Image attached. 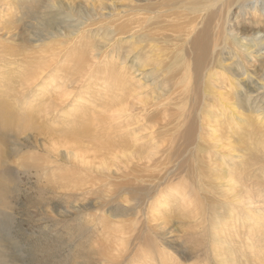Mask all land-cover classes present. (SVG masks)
Segmentation results:
<instances>
[{
  "label": "rangeland",
  "instance_id": "rangeland-1",
  "mask_svg": "<svg viewBox=\"0 0 264 264\" xmlns=\"http://www.w3.org/2000/svg\"><path fill=\"white\" fill-rule=\"evenodd\" d=\"M8 1L11 0H0V64L3 65L0 66L1 82L6 81V77L10 71V75H13L15 78L14 83L19 84L22 76L25 74L24 69H26L25 66L28 65V62L37 61L38 67L42 62L49 61L52 63V59H55L57 65L53 68L67 69L70 63L65 62V60L68 61L71 58L65 57V55L69 54L65 48H62L57 53V58L44 57L41 62L38 59L41 54L34 53L35 48L42 47L40 44H35L32 38L37 33L38 35H45V32L34 22L31 12L26 10L21 11V13L15 11L14 14L16 16L14 19L21 20L24 18V23L20 27L8 30L6 34L5 25H3V16L6 13L5 9L6 7L14 9L13 3ZM46 1L42 0L43 3H46ZM57 1L59 2V0H49V3L53 4ZM61 1L71 3L76 10V13L72 14V20H76L73 25L77 22H82L80 31L89 33V35L91 34V39L98 45L100 42L105 43V46L99 52L101 56L105 54L110 56L109 52L115 46L121 56L113 55L111 58L117 60L118 64L124 62L126 64L125 68L127 70L129 68L128 74L135 76V62L138 61L135 58V54L139 50L145 49L144 42L140 44L141 48L139 49V44L135 43V36H137L135 35L137 28L135 22L139 21L142 23L148 21L149 14L144 13L142 9L154 3L159 4L161 0ZM226 1L223 0L224 3ZM263 4L264 0H242L238 4L236 2L230 3L227 8L230 12L225 15V9L219 13L221 22L225 18L227 34L233 37L245 38L246 40L250 37L249 34L251 35L256 26L263 28L264 17L255 18L248 10L251 7L250 5L260 7ZM174 5L179 7L180 2ZM45 6L44 4L39 11L40 15L47 11L44 10ZM167 9L169 8L153 9L152 11L155 15H151V17L154 18L148 21L151 25L154 24L153 26L155 27L163 26L166 29L164 32L161 31L164 34V41L158 40V43H154L155 47H157L155 52L157 59L159 58L162 61L164 60L165 53L163 54L160 51H164V48L170 47L169 45L172 43L170 38H175L177 35L168 30V25L175 24L178 28V25H182L181 23L186 22L190 18L188 12L183 10L182 5L179 8H171L169 10L170 13ZM248 11L249 13H247ZM162 12L165 13L164 16L166 14H168L167 16L170 14V16L162 17L160 16ZM175 12H179L181 20L177 19L174 21L172 19V17H178V15L172 16V13L174 14ZM100 26L102 29H98ZM120 27H122L123 33L125 32L124 34L115 35V33H111L110 30L114 31L116 28L120 29ZM156 32L159 33L160 31L156 30ZM19 34H22V36L19 37ZM92 35H95L96 40L92 38ZM107 37L108 39L113 38L109 41H104ZM119 38L123 42L120 41L122 44L121 49L117 47ZM71 40L75 39L72 38ZM165 40L168 41L167 44H165ZM134 43L135 46L138 45L135 49L132 46ZM71 44L72 42H69L64 47H68ZM221 45L220 50L222 51L219 56L221 65L226 68L232 66L233 71L237 74L235 77L239 79L238 88L240 86L243 87L241 89L242 94L245 95V88H248L249 93L251 92L253 97H258V101H250L251 107L255 102L257 106H261L262 100L264 101L263 82L261 80L264 76V65H261L260 61L254 56H248L247 58L242 56L235 46L230 45V39H227L226 45L223 42ZM128 48L129 51L127 52ZM13 49L17 50L18 53L15 54ZM132 49L133 51H131ZM45 56H49V54L47 53ZM156 56L151 55V58ZM236 65H239L238 67H240L242 73L244 72L243 74L236 68ZM215 76L220 77V75ZM49 77H52L51 71L50 68L46 67L42 79L45 81ZM158 77L153 80L163 79L160 73H158ZM135 78H133L135 86L132 93L127 97L128 110H126L133 120L129 131L135 135V156H133L135 157V160H133V163L135 162V170L128 173L122 182L121 178L119 182L116 181L117 177L115 173L125 170V157H121L120 155L109 157L110 159L107 161V164L112 159L116 163V165H109L107 167L112 172L109 175L113 176V179L107 177L104 181L102 180V184H95L89 187V179L91 180L95 176L89 178V176L83 173L87 164H84L85 160L78 159V155L76 162H74L73 156H67L68 162L65 157H62L64 160L61 161L63 163H59L60 169L55 167L51 170H35L29 168L28 164L30 161V164L38 163L37 159L29 160L28 163L25 159L23 160V158H28L31 155V152L25 149V137L18 134H7L6 138L8 137L9 146L5 143L6 145H3L2 148L3 150L6 149L7 153L10 154L9 157H11H7L8 154H6L4 160L10 161L12 158L13 161L17 162L18 169H11L10 178L13 180L11 183L6 182L4 176H2L5 180L2 179V181L7 184L8 192L0 198V264H257L259 262L264 264V162L258 164V161H256L264 155L261 148L256 147L253 144L254 141L248 140L244 142L247 149L250 151L251 148L253 149L250 163L254 165L253 168L258 167L254 173L257 177L252 179L253 177L247 173L246 176L248 177L244 179L245 183H242L244 185L240 184L237 188L240 192L238 198L242 197L243 191H246L247 188H250L251 191L259 192L253 198V202L254 207L260 206V208L247 210L237 202L232 201V203H227L223 199V192L229 186L223 181L211 180L212 188L221 192L218 198L215 196V199H212V195L207 192L206 187L202 189L199 187V182L196 180L201 179L202 182L203 178L199 174V176L197 175L196 168L193 166L195 159L201 158L204 161L202 163L204 172H209L210 169L217 175L226 172L224 167L225 162L230 157L233 158V154L236 153L228 154V148L225 145L241 142L235 135V133L239 134L235 126L238 124L242 125V116H247L246 114L251 110H248L246 107L236 108L237 112L235 113V108L229 104L226 106L225 112L224 108H222L220 113L216 112L215 114L213 112L212 114L203 116L199 114V110L200 107H203L202 100H205V95L202 94L204 93L198 94L196 98L185 97L181 99L177 93L170 95L169 89L171 86L158 85L159 87L156 89V87L151 85L148 78H144L140 82ZM206 79L198 78L193 80V78L188 77L185 80L184 86L189 85L190 87V85L196 82V86L200 87L203 86V81H205L209 87L208 91L210 88L211 90L224 91L223 87L216 86L215 79L208 76ZM139 83H145V85L143 84V87L139 88L138 86H142ZM174 91L176 92V90ZM30 97L32 96H28L23 104H18L19 106L14 107L15 110H13V114L20 120L22 117L27 118L25 122H31L28 117V113L31 111V106L29 105L32 104ZM230 99V101L234 102L232 97ZM5 100L9 104H13L11 97H7ZM47 104L45 103V107ZM223 104L225 105V103ZM217 105L209 109L213 110ZM34 107L35 109L30 116L35 122L36 116L41 117L42 113L38 106L35 105ZM219 107H222L221 104H219ZM262 107L264 110V102ZM68 109L70 108L67 107L63 111L61 110L58 114V119L63 114H70L71 112ZM182 111L186 118L191 121L195 119L194 130L191 129V123H186V125L177 124V116ZM220 114H222L223 118H220ZM201 115L202 118L204 117L202 123L199 120ZM232 116L233 120L231 122L233 127H230L227 125L229 124L227 121ZM207 118H213L212 124H207ZM47 123L40 124L36 121L35 124L49 128H57L58 126L55 122L48 121ZM67 124L73 123H62V125ZM201 124H203V128L199 127ZM212 125H214L213 129L211 128ZM184 126L188 127V130H185ZM60 127L63 128V126ZM230 130L234 131V133H228ZM214 132H217V134L221 132V137L218 139L214 137ZM178 135H182L186 142L183 143V139L178 138ZM229 135L235 142H231V139H228L229 142L227 141L226 137ZM16 136L19 138L17 141L15 140ZM198 136L200 138L203 136L202 138L204 139H199ZM224 138L226 139L225 141ZM213 141L222 142L223 145H220L218 148L216 147V149H209L213 152L214 162L216 163V165L209 166L205 163L207 162L205 160L207 159L206 156H209L207 154L209 153L207 146L211 147ZM35 145L38 146L39 144L35 143ZM240 145L243 146L244 144L240 143ZM250 145H252L251 148H249ZM200 148H202L201 151L198 150ZM33 150L37 152L39 149L35 148ZM77 154L82 153L77 152ZM246 156L248 155L245 153ZM21 160L24 161L27 169L23 168L21 162L19 163ZM67 163L69 165H66ZM92 164L93 169L96 167L97 172L95 173L98 176L101 178L108 176L107 172H100V167L103 168L104 166L102 162L100 165L98 162L92 161ZM65 166H69V168ZM54 169L57 171L54 172ZM115 169L117 170L115 171ZM38 171L39 173H37ZM153 179L154 181L152 182ZM50 181L51 184H49ZM175 193H177V197L186 194L184 207L181 206L182 208L179 211L189 215L191 213V217L189 215L182 216L177 213V210H170L168 216L163 213V205H159L158 203L167 200L169 195H175ZM85 196L88 197L86 198ZM212 207L216 209H212ZM212 210H216L215 216L212 214ZM228 213L237 220L240 218L245 223V226L254 231V234H259L258 238L254 236L253 238L254 240L256 239V245L260 247L259 251L261 249L260 252H250L248 249L241 248V250H245L243 255H241L239 246L250 244L252 247L251 242L242 241V239L238 243H235L236 241L232 243L227 242L228 249L225 252L222 251L223 248L217 246L221 242L220 238L225 234V229L223 228L225 225L216 230L214 229V225L217 226L218 223L225 224L222 219ZM176 216L180 217V219L177 220ZM230 230L231 228H227V236ZM229 236L228 238L231 239ZM256 253L259 256H255ZM231 257L234 258L235 262L231 261Z\"/></svg>",
  "mask_w": 264,
  "mask_h": 264
},
{
  "label": "bare ground",
  "instance_id": "bare-ground-1",
  "mask_svg": "<svg viewBox=\"0 0 264 264\" xmlns=\"http://www.w3.org/2000/svg\"><path fill=\"white\" fill-rule=\"evenodd\" d=\"M240 1L242 0H227L225 3L223 2V0H161V3L159 4L154 3L151 6H145L142 10H144V13L149 14L148 21L154 18L151 17V15H155L153 14V9L169 8L167 10L170 13L169 10H171V8H179L181 5L183 7V10L188 12L190 18H188L186 22L181 23L182 25H178V28L175 26V24L168 25V30L170 32L176 33L177 35L175 38H170V41H172V43L169 45L170 47L164 48V51H160L163 54L165 53L163 61L159 60V58L157 59L155 53L157 47H155V44L158 43V40L164 41V34L161 31H166L165 27H155L153 26L154 24L151 25L148 21L142 23H140L139 21L135 22V26L137 27L135 31V35H137L135 36V43L137 42L136 44H139V47L138 45L135 46L134 43L132 45L133 49H135V47H138V49L141 48L140 44H142L143 42L145 44V49H141L135 54V58L138 59V61L135 62V76H131L130 74H128L129 68L128 70L125 68L126 64L124 62L121 61L122 63L118 64L117 60L111 58L113 55L119 57L121 56L120 53L117 52V48L115 46L114 49L109 52L111 54L110 56L106 54L101 56V53L99 52L105 46V43L100 42V44L98 45L91 39V34L89 35V33H83V31H80L83 24L82 22H77L73 25L76 20H72V14L76 13V10L71 5V3H67L66 1L62 2L61 0L53 4L49 3V0H47L46 3H43L44 1L42 2V0L8 1L13 3L14 9H9L8 7H6L5 9L6 13L3 16V25H5L4 29L6 30V34L8 33V30L10 31V29L14 27H20L24 23V18L21 20L14 19L16 16L14 12L18 11L21 13V11L26 10L32 13V19L34 20V22H36L37 25L41 27V30L45 32V35H38L37 33L34 38H32V41L35 44H40L42 47L34 49V53L41 54L38 58L40 62L44 57L57 58V53L60 52L62 48H65L69 52V54L65 55V57L71 59H69L68 61L65 60V62L70 63V66L67 69H60L57 67L53 68L55 65H57L55 59H52V63H50L49 61L45 63L42 62L38 67L37 61H34L32 63L28 62V65L25 66L26 69H24L25 74L24 76H22L19 84H17L16 82L14 83L15 78L13 75H10V71L6 77L5 82L2 80V83L0 80V198L6 192H8L6 182L11 183L13 181L12 178H10L11 169L17 168V162L13 161L12 158L10 161L4 160L6 157L5 155L8 153L6 149L3 150L2 146L6 145L5 143H7V145L9 146L7 139L8 137L6 138L7 134L9 133L15 135H23L25 137L24 146L25 149L31 152V155L28 158H23V160L25 159L27 163L29 160H38V163L33 164H30V161V163L28 164L29 168H33L35 170H51L55 167L59 168V163L64 160V158L62 157H65L68 162L67 156H73V159H75L74 162H76L78 155V159L85 160L86 162L84 161V164H87V167L84 168L85 170L83 173L86 176H89V178L91 176H95L93 179H89V187H92L95 184H102V180L104 181V179H107V177L113 179V176L109 175V173L112 174V172H110L107 167H109V165H116V163L113 159L109 162V164H107V161L113 156L117 157L118 155H120L121 157H125L126 159V161L124 162L125 170L115 173L117 177L116 181L119 182L120 178L121 182L124 181L125 176L135 170V162L133 163V160H135V157H133L135 156V135L134 133H131L129 131V128L133 124V120L130 118V115L126 110H128L127 97L132 93V90L135 86V80H133V78L136 77L135 79L138 82H140L144 78H148L151 85L153 87H156V89L159 87L158 85H162L165 87L171 86V88L169 89L170 95L177 93L178 95H180L181 99H184L185 97L196 98L198 94L204 93L202 94L205 95V100H202L203 107H200L199 110V114H202L203 116L212 114L213 112L215 114L216 112L220 113L222 111V108H224L225 112V108L229 104L235 108V113L237 112L236 108L246 107L248 110H251L248 114H246L247 116H242V125L238 124L237 126H235L239 132V134L235 133V135L241 140V142L237 144L230 143V145H225L228 148V154L236 153L233 154V158L230 157V159L225 162L224 167L226 172H222V174L220 175L215 174L212 169H210L209 172H204L202 168V163L204 161H202L201 158H196L193 166L196 168L197 175L199 174L201 178H203L202 182L201 179L196 180L197 182H199V187L201 189L206 187L207 192L212 195V199H215V196L218 198V195H220L221 192L212 188L211 180L218 182L223 181L227 183V186H229V188H227V190L223 192V199L227 203H232V201L237 202L240 205H243V207L247 210L260 208V206L254 207L253 202V198L255 197V195L259 194V192H254L251 191L250 188H247L246 191H243L242 197L238 198L240 192L239 190H237V188L240 184L244 185L242 183L244 182V179L248 177L246 176L247 173H249L253 177L252 179H255V177H257L254 173L256 172L258 167L253 168L254 165L250 163V158L252 155L251 152H253V149L251 148L252 145H250L249 147L251 148L250 151L245 147L244 142L248 140L254 141L253 144L256 145V147L261 148V151L264 153V110L262 109V104L264 101L262 100L261 106H257V103L255 102L251 107L250 101H258V97L254 96V98L251 95V92L249 93L248 88L245 87L244 88L246 89V94H242L241 89H243V87L240 86V88H238L237 86L239 85V79L235 77V75H237L236 72L233 71L232 66L228 68L222 66L219 59L220 52L222 51L220 50L222 46L221 43L223 42L226 45L227 39H230V45L235 46L239 53L242 54V56L246 58L248 56H254L258 61H260L261 65H264V53H262L264 52V27L260 28V26H256L253 29L251 35L249 34L250 37L245 40V38L233 37L232 35L227 34L228 31L225 28V18L223 22L220 21L219 13L223 12V10L226 9V15L228 12H230L229 9H227L229 7V4H232L234 2L238 4L240 3ZM177 2H180L179 7L177 5H174ZM44 4L46 5L44 10L47 11L44 14L40 15L39 11ZM250 6L251 7L248 10L251 12L253 17H264V4L260 7L252 5ZM249 11L247 13H249ZM164 14L165 13L162 12L160 16H170V14L169 16H167L168 14L164 16ZM175 15H178V17H172L174 21L177 19L181 20L179 12H175L174 14L172 13V16ZM75 16L77 15L75 14ZM98 29H102L101 26ZM121 29L122 27H120V29L116 28V30L110 31L111 33H115V35L124 34L125 32L123 33V30ZM156 30L160 32L157 33ZM21 36L22 34H19V37ZM94 36L92 35L93 39H95ZM108 37L105 38L104 41H109L111 38H113L111 37L110 39H108ZM72 38L75 40H71ZM120 41L121 38H119L117 41L118 49L122 48V44L120 43ZM69 42H72V44L68 47H64ZM167 43L168 41L165 40V44ZM133 49L131 51H133ZM128 51L129 48L127 49V52ZM13 52L15 54L18 53V51H15V49H13ZM47 53L49 54V56H45L47 55ZM151 55L156 57L151 58ZM0 66L3 65L0 64ZM238 66L236 68L240 70V67ZM46 67L50 68L51 71L52 77H49V79H51L50 82H48L49 79H45V81L42 79L43 73L46 71ZM158 73L161 74L163 79H159L157 81L153 80L154 78L158 77ZM243 73L241 71V74ZM215 75H220V77H216ZM207 76L209 78L215 79L216 86L223 87L224 91H217L213 88V90H211L210 88V90L208 91L207 89L209 87L207 86L205 81H203V86L200 87L196 86V82H194L193 85H190V87L189 85L184 86L185 80L188 77H191L194 80L198 78L206 79ZM261 80L263 82L262 88L264 89V76ZM170 81L171 83H169ZM143 84L145 85V83ZM143 84L139 83V85L142 86L138 87H143ZM174 90H176V92ZM232 91H234V93H232ZM30 95L32 96L30 97L32 99V104L28 105L31 106V111L27 113L31 122H25V119L27 118L20 117V120L15 116V114H13V110H15L14 107H18L19 105L23 104V102H25ZM6 96L8 98H12L13 104H9L5 100V98H7ZM231 97L234 102L230 101ZM45 103L47 104L46 107ZM223 103H225V105ZM219 104H221L222 107H219ZM33 105L38 106L40 112L42 113L41 117L36 116L37 118H35V122L30 116L32 111L35 109ZM215 105H217L215 109H209ZM67 107L70 108L68 110H70L71 113L63 114L61 118L59 117L58 119L59 112L61 110L63 111V109ZM202 115L199 117L201 123L202 121H204V117L202 118ZM221 115L222 114H220V118H223V116ZM188 116H190V114H188ZM177 117V124L186 125V123H191V129L194 130L195 119L191 121L190 119L186 118L183 111ZM213 118H207V124H212L211 121L213 120ZM232 120L233 116L230 117L227 121L229 123L227 125H229L230 127H233L231 122ZM36 121L40 124L47 123L48 121L53 123L55 122L58 126L57 128H49L43 125L37 126V124H35ZM62 123L73 124L62 125ZM202 125L203 124H201L199 127L203 128ZM60 126H63V128H61ZM213 126L214 125L211 126L212 129ZM185 130H188V127H185ZM230 132H232V130H230L228 133ZM232 133H234V131ZM214 134L215 136H213L217 139L222 135L221 132H219L218 134L217 132H214ZM202 137L200 138L198 136L199 139H204ZM178 138L183 139V143L186 142L182 135H178ZM226 138L227 141L228 139H231V142H235V140L231 138L230 135ZM15 140L17 141L19 140V138H17L16 136ZM225 140L226 139L224 138V141ZM35 143H38L39 145L36 146V144L34 146ZM240 143H243L244 145L241 146ZM211 145V147L207 146V151L209 152L207 154H209V156L207 155V159H205L207 160V162L205 163L209 166L216 165V163L214 162L213 152L209 149H216V147L218 148L220 145L222 146L223 143L213 141V144ZM204 147L206 148V146ZM32 148H37L39 150L35 152V150H33ZM60 148L62 149L61 151ZM198 150L201 151L202 148ZM77 152H81L82 154H77ZM245 153L248 156L245 157ZM210 154L212 155L210 156ZM9 155L10 154H8L7 157H9ZM23 160L19 161V163L21 162L23 168L27 169V166L25 165ZM92 161H96L100 165L102 162L104 166L103 168L100 167V172H107L108 176H105L103 178L98 176V174L95 173L97 172L96 167H94L95 169H93L91 166L93 165ZM256 161H258V164H261L260 162H264V155L263 157L258 158ZM66 165L69 164L67 163ZM65 167L69 168V166ZM246 167L248 168V170H246ZM116 170L117 169H115V171ZM56 171L57 170H55L54 172ZM66 171L68 170L66 169ZM37 173H39V171ZM194 175L196 174L194 173ZM2 176H4L6 182H4L5 180L2 178ZM2 179L4 181H2ZM99 180L101 181L97 182ZM153 181L154 179L152 180V182ZM75 183L78 184L77 181ZM49 184H51V181ZM69 188L71 189V187ZM66 192H68V190H66ZM185 196L186 194H183L182 196L179 195V197H177V193H175V195H169L167 200H163V202H159L158 204L163 205V213L167 214V216L169 215L170 210H177V213L182 216L189 215L181 213L179 211L182 207H184ZM212 209L216 208L212 207ZM215 212L216 210H212V214L214 216L216 215ZM157 213L159 214L158 211ZM189 216L191 217V213ZM176 218L177 220L180 219V217L178 216H176ZM222 221L225 224L218 223L217 226L214 225V229L216 230L225 225L223 227L225 229V234L222 236L223 239L220 238L221 242L217 244L219 248H223V252L228 249L227 242L232 243L236 241L235 243H238L241 242V239L242 241L252 243V247L250 244H242L241 247L239 246L241 255H243L245 251L241 250V248L248 249V251L250 252L261 251V249L259 251L260 247L256 245V239L254 240L253 238V236L257 237L259 234H254V231L245 226V223H243L240 218L239 220H237L230 213H228L227 216L222 219ZM101 226L103 225L101 224ZM227 228H231L230 232L228 231L230 236H228L231 237L232 240L227 236ZM217 254L219 255L218 252ZM255 256L259 255L256 253ZM231 261L235 262L233 257H231ZM257 264L261 263L259 262Z\"/></svg>",
  "mask_w": 264,
  "mask_h": 264
}]
</instances>
